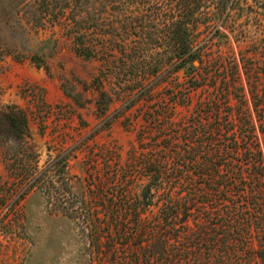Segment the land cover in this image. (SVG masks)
Here are the masks:
<instances>
[{"label":"rangeland","instance_id":"rangeland-1","mask_svg":"<svg viewBox=\"0 0 264 264\" xmlns=\"http://www.w3.org/2000/svg\"><path fill=\"white\" fill-rule=\"evenodd\" d=\"M41 6L0 0V264H264V0Z\"/></svg>","mask_w":264,"mask_h":264},{"label":"trees","instance_id":"trees-1","mask_svg":"<svg viewBox=\"0 0 264 264\" xmlns=\"http://www.w3.org/2000/svg\"><path fill=\"white\" fill-rule=\"evenodd\" d=\"M42 3L41 12L43 15L50 16L53 14V4L54 0H39ZM63 7V6H61ZM91 28V27H90ZM75 40H76V50L79 54L86 56L88 58L94 57L92 46L87 44L84 39L86 38L87 32H75ZM172 33L171 38L174 40L173 53L174 55L180 59V63L177 64L178 68H182L186 66L188 63L192 61L193 58H196V55L191 52V41L189 40V32L186 26H181L178 30H175ZM42 59L40 56L35 57L34 60ZM39 65L42 61L37 62ZM1 116L7 119L9 126L13 128H17L20 130H24L26 133L27 121L25 115L22 114L19 110H15L11 108L9 111H4ZM22 127V128H21Z\"/></svg>","mask_w":264,"mask_h":264}]
</instances>
